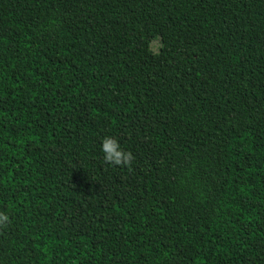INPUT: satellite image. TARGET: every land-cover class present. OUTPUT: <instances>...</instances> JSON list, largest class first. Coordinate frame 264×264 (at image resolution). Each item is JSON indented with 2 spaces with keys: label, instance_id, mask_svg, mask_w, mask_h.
Returning <instances> with one entry per match:
<instances>
[{
  "label": "trees",
  "instance_id": "obj_1",
  "mask_svg": "<svg viewBox=\"0 0 264 264\" xmlns=\"http://www.w3.org/2000/svg\"><path fill=\"white\" fill-rule=\"evenodd\" d=\"M0 212V264H264V0H0Z\"/></svg>",
  "mask_w": 264,
  "mask_h": 264
},
{
  "label": "clouds",
  "instance_id": "obj_2",
  "mask_svg": "<svg viewBox=\"0 0 264 264\" xmlns=\"http://www.w3.org/2000/svg\"><path fill=\"white\" fill-rule=\"evenodd\" d=\"M101 151L106 164L113 166H123L129 171L132 170V164L135 160V156L131 151L124 150L116 138L111 136L103 137ZM10 223L11 221L9 216L3 212H0V228H4Z\"/></svg>",
  "mask_w": 264,
  "mask_h": 264
}]
</instances>
